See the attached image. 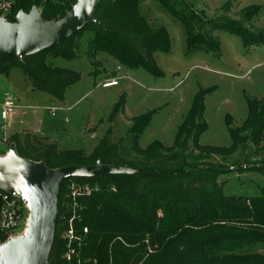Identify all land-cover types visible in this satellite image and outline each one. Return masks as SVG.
<instances>
[{
	"label": "trees",
	"instance_id": "16d2710c",
	"mask_svg": "<svg viewBox=\"0 0 264 264\" xmlns=\"http://www.w3.org/2000/svg\"><path fill=\"white\" fill-rule=\"evenodd\" d=\"M11 1L14 4L6 17L9 22L15 21L19 11L28 13L33 7L39 8L44 22L58 21L76 2ZM140 1L100 0L94 14L98 23H89L59 47L26 57L30 69L13 62L0 67V74H7L14 66L22 67L32 90L62 102L66 90L80 80V75L53 67L47 63V56L75 59L76 41L86 35L85 55L94 68L93 74L98 72L96 56L105 54L127 69L141 68L152 76H162L155 54L168 53L171 40L163 26L150 24L140 14ZM157 1L181 22L187 52L207 49L219 54V42L212 35L215 30L239 36L246 48L264 45V32H252L240 21L206 18L185 0ZM258 7H246L244 17L255 15ZM211 90L199 88L193 95L170 146L159 141L145 148L138 146L151 113L131 118L125 143L114 142L106 134L90 153L79 149L60 151L56 141L31 132H25L22 138L10 137V147L19 157L42 162L50 169L91 166L100 161L132 170L62 181L59 211L68 182L99 186L91 196L81 199L86 208L79 225L88 228L84 257L98 264H264V252L243 251L248 246L264 247V187L257 195H228L223 191L224 181H218L233 170L264 175V94L260 99H247V117L241 125L227 122L231 140L228 147L204 146L199 144V136L207 128L204 100ZM123 110L124 99L120 96L109 119ZM237 153L243 159L228 164L227 160ZM213 157H220L223 163L211 162ZM145 238L150 245H157L156 252L146 258ZM5 240L0 233V244ZM61 252L58 218L50 256Z\"/></svg>",
	"mask_w": 264,
	"mask_h": 264
},
{
	"label": "rangeland",
	"instance_id": "374dc122",
	"mask_svg": "<svg viewBox=\"0 0 264 264\" xmlns=\"http://www.w3.org/2000/svg\"><path fill=\"white\" fill-rule=\"evenodd\" d=\"M185 1L206 18L227 17L240 21L252 32H264V0ZM249 6H259V11L246 19L244 13ZM139 12L150 24L163 26L171 40L168 53L155 54L163 75L155 77L141 68L127 69L119 63L115 64L105 54L96 56L98 72L93 74L94 68L85 55L87 36L83 35L76 41L75 59L47 56V63L53 67L72 70L80 75V80L66 90L67 95L65 92L62 102L32 90L22 67L12 69L10 78L22 99L19 104L22 108L17 109L21 114L18 113L16 121L32 130L25 132L50 137L60 150L80 149L90 153L106 134L114 142L125 143L131 118L151 113L138 139V146L145 148L154 141L170 146L183 115L189 110L193 95L199 88H212L204 100L207 128L199 136V144L217 147L231 144L227 122L241 125L247 117V99H260L264 94V45L246 48L239 36L215 30L212 35L219 42V54L207 49L187 52L181 22L165 11L157 0H141ZM100 69L107 73L117 72L120 77L116 84L103 86L105 76L100 74ZM13 70H20L19 77L13 74ZM83 93L87 94L74 104ZM120 96L124 99V110L109 119L110 110ZM11 97L17 102V95ZM51 105L56 107L54 115L49 111ZM11 130L6 128L5 134ZM0 131L2 157L10 148V137ZM236 158L242 160L243 155L235 154L227 160L228 164ZM211 162L223 163L220 157H213ZM218 181H224L223 191L228 195H257L264 187V175L248 171L240 173L233 170L220 176ZM20 236L16 234L14 237ZM143 243L145 258L156 252L157 245H150L148 238ZM259 250L264 251V248L261 245L248 246L243 251Z\"/></svg>",
	"mask_w": 264,
	"mask_h": 264
},
{
	"label": "water",
	"instance_id": "95a60500",
	"mask_svg": "<svg viewBox=\"0 0 264 264\" xmlns=\"http://www.w3.org/2000/svg\"><path fill=\"white\" fill-rule=\"evenodd\" d=\"M100 0H76L58 21L44 22L37 7L19 11L15 21L0 18V67L16 62L30 69L26 57L47 51L81 31L94 18ZM127 174L126 167L101 164L50 169L42 162L19 157L10 147L0 156V191L15 193L29 210L27 226L20 237L0 244V264H46L54 242L59 215L60 185L67 178H97Z\"/></svg>",
	"mask_w": 264,
	"mask_h": 264
},
{
	"label": "built area",
	"instance_id": "2783aa9c",
	"mask_svg": "<svg viewBox=\"0 0 264 264\" xmlns=\"http://www.w3.org/2000/svg\"><path fill=\"white\" fill-rule=\"evenodd\" d=\"M57 0H43L54 2ZM14 2L0 0V18L6 19ZM119 69V68H118ZM116 81H108L104 86L115 85ZM17 104L15 100L6 95L0 111L2 122L1 130L4 132L6 123L14 115ZM54 107L49 111L53 114ZM5 141V138H3ZM99 189L97 184L78 183L70 181L62 193L59 211V240L62 243V252L59 256H49L46 264H98L95 259L82 255L87 245L88 228L81 227L82 213L86 206L81 202L82 198L91 196ZM29 210L26 202L15 193L0 191V233L6 236V240L16 234H22L27 226ZM5 240V241H6ZM111 264V263H110Z\"/></svg>",
	"mask_w": 264,
	"mask_h": 264
},
{
	"label": "crops",
	"instance_id": "0c3cea01",
	"mask_svg": "<svg viewBox=\"0 0 264 264\" xmlns=\"http://www.w3.org/2000/svg\"><path fill=\"white\" fill-rule=\"evenodd\" d=\"M113 61H115L114 59H112ZM99 62V61H98ZM117 62L115 61V64ZM102 65V64H101ZM14 67H18V66H14ZM14 67L10 68L7 72V74H0V111H1V108H2V105H3V101H4V98L6 95H9V96H15L17 95V107H16V110H15V113L13 116H11V118L8 120V122L6 123V128H11L12 130L10 132H8L7 134H5V131H4V135H8L9 137L13 136V135H18L19 137H21V134L25 131H29L31 129H27L26 127H24L25 124H23L22 122H17V116L19 115L18 113L21 114V112H17V109L19 108H22L20 104V102L22 101V99L19 97V95L21 93H19L16 89V85H15V82L12 81V79L10 78L11 76V72H12V69H14ZM104 68V67H103ZM118 70V69H117ZM116 70V71H117ZM14 71V75H16V77L18 76L19 77V71L20 70H13ZM119 71V70H118ZM100 74H102L103 76H105V81L104 83L108 82V81H117V78H119L120 76H118V73L115 72V71H111L110 73H107L104 69H100ZM104 83H103V86H104ZM113 85H110V86H107V87H111ZM84 95H81L80 97H78V99H76V101H74V104L78 103L83 96H85L87 93H83ZM66 95H67V92H66ZM50 97V96H49ZM51 98V97H50ZM54 107V110H53V114L51 115H54V112L56 111V107L54 105H51ZM50 106V107H51ZM49 107V108H50ZM1 125H2V122H1V119H0V129H1ZM8 126V127H7ZM5 128V130H6ZM32 131V130H31ZM1 132V131H0ZM33 133V132H31ZM34 134V133H33ZM42 133H40V135H36V136H39V137H44V135H41ZM50 138V137H49ZM1 140V139H0ZM55 141V140H54ZM1 143V141H0ZM93 149V148H92ZM60 150V149H59ZM67 150H75V149H67ZM67 150H60V151H67ZM78 150V149H76ZM80 150V149H79ZM262 248H264L263 246H261ZM259 251H262V250H259ZM264 252V251H262Z\"/></svg>",
	"mask_w": 264,
	"mask_h": 264
}]
</instances>
